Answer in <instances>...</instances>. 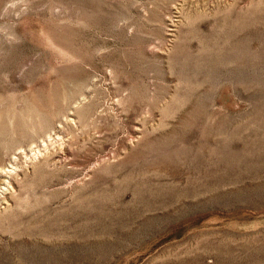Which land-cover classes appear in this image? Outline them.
<instances>
[{
    "label": "rangeland",
    "instance_id": "rangeland-1",
    "mask_svg": "<svg viewBox=\"0 0 264 264\" xmlns=\"http://www.w3.org/2000/svg\"><path fill=\"white\" fill-rule=\"evenodd\" d=\"M0 264H264V0H0Z\"/></svg>",
    "mask_w": 264,
    "mask_h": 264
}]
</instances>
